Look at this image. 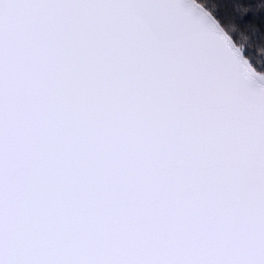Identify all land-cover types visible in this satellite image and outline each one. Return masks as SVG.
Wrapping results in <instances>:
<instances>
[{"label":"snow or ice","instance_id":"obj_1","mask_svg":"<svg viewBox=\"0 0 264 264\" xmlns=\"http://www.w3.org/2000/svg\"><path fill=\"white\" fill-rule=\"evenodd\" d=\"M0 264H264V0H0Z\"/></svg>","mask_w":264,"mask_h":264},{"label":"rangeland","instance_id":"obj_2","mask_svg":"<svg viewBox=\"0 0 264 264\" xmlns=\"http://www.w3.org/2000/svg\"><path fill=\"white\" fill-rule=\"evenodd\" d=\"M255 38V37H254Z\"/></svg>","mask_w":264,"mask_h":264}]
</instances>
